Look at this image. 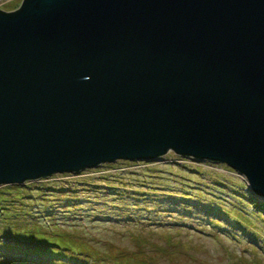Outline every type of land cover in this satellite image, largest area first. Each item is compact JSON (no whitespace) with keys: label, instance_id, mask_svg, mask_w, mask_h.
Instances as JSON below:
<instances>
[{"label":"water","instance_id":"1","mask_svg":"<svg viewBox=\"0 0 264 264\" xmlns=\"http://www.w3.org/2000/svg\"><path fill=\"white\" fill-rule=\"evenodd\" d=\"M169 152L264 200V0L0 9V185Z\"/></svg>","mask_w":264,"mask_h":264},{"label":"rangeland","instance_id":"2","mask_svg":"<svg viewBox=\"0 0 264 264\" xmlns=\"http://www.w3.org/2000/svg\"><path fill=\"white\" fill-rule=\"evenodd\" d=\"M59 187L75 191L67 205L42 200L61 198ZM11 208L25 225L5 218ZM64 245L97 264H264V200L224 163L173 152L0 185V263L77 264Z\"/></svg>","mask_w":264,"mask_h":264},{"label":"trees","instance_id":"3","mask_svg":"<svg viewBox=\"0 0 264 264\" xmlns=\"http://www.w3.org/2000/svg\"><path fill=\"white\" fill-rule=\"evenodd\" d=\"M44 178H47V177H44ZM60 189H57V191H56V193H58V195H60V196H62L63 194V196L61 197V198H47V199H45V194H40V195H42V196H44L43 198H42V200H45V201H50L51 200V202H56V204H59V205H61V203H60V201L62 200L64 203L62 204V205H67V203H66V200H68L67 198H68V196H70V193H74L75 191H72V190H70L68 187H66V188H63V187H59ZM38 189L39 190H44L43 189V187H38ZM66 193H68V196L66 195ZM251 194V193H250ZM67 196V197H66ZM25 198H28V196H26ZM250 200H251V197H250ZM253 200V199H252ZM48 203V202H47ZM59 207V206H58ZM67 210H68V208H67ZM5 215H6V217L5 218H7V217H11V222H12V224H13V226L15 225V226H19V225H22V224H26V220L27 219H25V217H27V215L25 214V211H23L22 213H20V212H18V211H16L15 209L13 210V208H11V210H10V212H8V213H5ZM40 226V224H36V226ZM34 229H36V228H34ZM31 235V233L29 234V236ZM64 247H68L67 245H64ZM63 247V248H64ZM62 248V250H61V252H63L64 251V249ZM70 250H72L70 247H68ZM73 251V253H74V255L72 256V259H75L78 255H79V259L76 261L77 262V264H97V261H100V257L99 256H97V257H95V259L93 260H91V255H93V254H89L88 253V257H81L82 256V252H78V251H76V250H72ZM32 252V251H31ZM34 255H35V253H37V254H39V252L38 251H35V253L34 252H32ZM48 255H54V256H57L55 253H50V254H48ZM63 257H65V255L63 254ZM65 259V258H64ZM12 260H14L15 261V259H10V258H7L6 259V261H4L5 262V264H9V263H11L12 262ZM35 260V261H34ZM91 260V261H90ZM74 261V260H73ZM90 261V262H89ZM16 262V261H15ZM89 262V263H88ZM32 263L33 264H38V263H43V261L40 259V260H37V259H32ZM74 263V262H73ZM0 264H3V261H1V263ZM17 264H30L28 261H22V262H17ZM75 264V263H74Z\"/></svg>","mask_w":264,"mask_h":264},{"label":"built area","instance_id":"4","mask_svg":"<svg viewBox=\"0 0 264 264\" xmlns=\"http://www.w3.org/2000/svg\"><path fill=\"white\" fill-rule=\"evenodd\" d=\"M6 1H9V0H0V9H1V6H2Z\"/></svg>","mask_w":264,"mask_h":264}]
</instances>
